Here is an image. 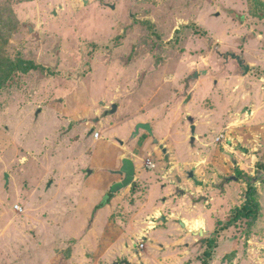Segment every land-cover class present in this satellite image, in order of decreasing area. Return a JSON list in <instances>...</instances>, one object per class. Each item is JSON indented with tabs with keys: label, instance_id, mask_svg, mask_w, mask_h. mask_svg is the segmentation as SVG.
<instances>
[{
	"label": "rangeland",
	"instance_id": "374dc122",
	"mask_svg": "<svg viewBox=\"0 0 264 264\" xmlns=\"http://www.w3.org/2000/svg\"><path fill=\"white\" fill-rule=\"evenodd\" d=\"M19 59L46 72L5 80ZM145 120L172 125L157 150L186 161L184 178L197 172L209 195L199 201L216 205L213 224L244 205L248 184L238 173L257 179L260 219L227 230L211 264H264V0H0V264H122L130 260L121 252L148 245L146 236L133 239L142 226L125 194L99 230L86 229L96 193L117 181L114 138L121 144ZM222 134L229 148L216 142ZM106 229L118 235H107L113 246L104 252ZM182 248L157 257L200 264L199 243Z\"/></svg>",
	"mask_w": 264,
	"mask_h": 264
},
{
	"label": "crops",
	"instance_id": "0c3cea01",
	"mask_svg": "<svg viewBox=\"0 0 264 264\" xmlns=\"http://www.w3.org/2000/svg\"><path fill=\"white\" fill-rule=\"evenodd\" d=\"M202 39L206 41L209 48L212 47L210 46L209 41L205 37H203ZM202 43L204 45L203 41ZM233 55H231L232 59H234L232 57ZM236 56L240 57L238 55ZM234 60L238 62L237 59ZM246 66L249 65H245L244 63V66L241 67L245 69ZM196 74H198V77H195ZM248 74H250V72L247 74L246 72H244L245 76H247ZM195 75L192 76V78L193 80L198 81L201 76L199 73H195ZM196 96L197 94L195 95V97ZM107 112L105 116H108ZM141 123L150 124L152 127L153 134L142 129L140 131L139 136L136 139H133V134L135 133V129L137 125ZM167 124L170 126L169 128L170 131L167 133L166 136H164L162 139L159 140L158 131L159 129L164 127V125ZM171 126L172 125L165 120L160 125L152 124L148 120L140 121L130 126L131 128L128 131V137H126L125 140L121 142V144H118V142L116 141L117 138H114L112 144H114V146H116L117 148H119L120 151H122V153L119 156L120 160L117 169L110 170L111 172L115 171V173L118 174L117 175L118 177L116 178L117 181L114 183V186L118 183H121L125 178L124 174L121 173V169L123 168V161L125 159H130L135 164L136 175L134 182L131 186L124 188L123 190L117 193L111 192L114 186L111 188H106L104 191H101L99 193H96L94 191L96 194H98L97 195L98 199L96 200L95 205L91 209L90 219L86 228L88 233L100 229V226H102L105 223L104 221L107 219L110 212L113 211L115 206L118 207L116 203L121 194H125V196L130 197L131 202L129 205L135 203L134 210L137 211L134 212V215H136L137 220L132 223H138L137 224L138 226L136 227H140V226L142 227H141V231H139L138 233L131 232V234L133 236V239L146 236L144 240H146V242H149V244L148 245L144 244V247L142 249H140L139 246L137 247L133 246L130 247V249H127L126 252H121V254L117 256L123 257V259L128 257L130 260V261L123 260L122 264H140L139 262L141 263L143 262L144 264H158V263L163 264V262L159 260L158 258L159 256L160 257L163 256L165 257V259H170L169 252L171 250L176 249L180 251V249L181 250L184 249L182 247L189 249L191 245L197 243H199V246L203 253L205 248L203 247L202 241L213 235V233L219 226L218 224H213L210 221L212 211L215 210L216 205L214 207H209L211 201H206V205L203 202L199 201L201 199L204 200V198H209V195L205 191L206 184H204V182L198 179V176L196 174L197 172H195L194 170L189 171L186 178H184L183 176L186 171L184 165L186 164V161L185 162L181 161L182 163H176V162L174 163L172 161L173 158L171 155L172 154L171 150L168 151L167 149H163L162 154H160L157 150L159 148H162V146L165 144L166 141L172 139L173 129H171ZM193 126L196 127L195 135H193L192 133V138L195 137V140L193 141V139L192 138L191 139L192 142H196L197 139L196 135L198 134V130L195 124L191 126V130ZM93 133L94 131H91L90 139H92L94 142L102 143L104 141L102 133H99L97 131H95L94 134ZM96 133H99L100 135L98 139H96L95 137ZM226 137L227 140H223L222 142L218 143L216 139V142L218 144L222 143L224 145V148L226 147L229 148L231 144L230 137L229 135H226ZM166 158H170V161H166ZM154 161L157 164L154 163ZM147 168L152 170H148ZM96 171L97 170L86 171V176L87 175L92 176L95 174ZM190 172H194L195 174L194 179H191L189 177ZM195 180L198 181V183H196ZM235 180L238 181V179ZM86 185L87 186L85 190H90L89 188L90 185L89 184ZM220 191L222 192L223 190ZM110 193L114 195L110 204L100 209L97 212L95 218L93 219L94 211L96 207L104 199H106L107 195ZM210 194H214V193H210ZM159 198L161 199V201L158 203L157 199ZM130 213L132 212L130 211ZM165 215L167 217H164ZM111 217H113V215ZM160 218L162 220L161 221L162 227H160V229H156L158 224L155 222V220H159ZM111 219H109V221ZM195 220H204L206 223V228L193 230L191 226ZM107 223L108 222H106V224ZM150 223H155L154 229H150L149 226L143 227L145 224L148 225ZM145 228L149 229L147 234H143V231H146ZM209 229L210 232L209 234H207L206 230ZM107 231H104L102 240L98 244V250L104 252L105 250L112 248L113 246L112 237L108 239L107 235L109 233L111 236L114 237L118 235L117 230L115 232L113 231L107 232ZM106 236L107 239H104L106 238ZM147 248H149V250H147ZM159 249L162 250L159 251ZM135 251L139 252L140 254L139 257L135 254ZM104 252L102 253L104 254ZM201 255L202 254H200V256ZM115 258L116 257H114L113 259ZM102 260L100 259L98 262L101 263ZM108 263L120 264L118 262L113 261L112 259H110ZM198 263L201 264L199 259H198Z\"/></svg>",
	"mask_w": 264,
	"mask_h": 264
},
{
	"label": "trees",
	"instance_id": "16d2710c",
	"mask_svg": "<svg viewBox=\"0 0 264 264\" xmlns=\"http://www.w3.org/2000/svg\"><path fill=\"white\" fill-rule=\"evenodd\" d=\"M194 28L196 29V32L202 35L203 37H205L209 41L210 46H212L213 40L207 36L208 34L199 27L194 26ZM33 71L39 72L41 74H44L46 72L45 67H43L42 65H39L30 60L19 59L17 62H13V64H11V68L9 69V71H7L5 80L10 79L17 72L29 74L30 72ZM238 174L240 175V179L238 180L244 179L248 184L244 205L240 208L234 209L229 219L224 224L219 223V226L217 227L213 235L202 241L205 250L199 258L201 264L212 263L215 250L218 249L219 240L227 230H230L233 227H237L242 222H245V224L249 227V229H251L252 227L255 226V224L258 222V220L261 217V205L257 199L258 196V190L256 187L257 179L248 176L242 177L241 173ZM113 197H114L113 194L111 193L108 194L106 199H104L96 207L94 211L93 219L95 218L97 212L100 209L110 204ZM228 256L229 255H226L224 258Z\"/></svg>",
	"mask_w": 264,
	"mask_h": 264
},
{
	"label": "water",
	"instance_id": "95a60500",
	"mask_svg": "<svg viewBox=\"0 0 264 264\" xmlns=\"http://www.w3.org/2000/svg\"><path fill=\"white\" fill-rule=\"evenodd\" d=\"M232 57L234 59H237L241 66H244V63H243V60L241 59V57H237L236 55H233ZM245 72H246V74L250 72L249 66L245 67ZM195 77H198V74H196ZM142 129L153 134L152 127L150 124L141 123V124L137 125V127L135 129V133L133 134V139H136L139 136L140 131ZM192 133H193V135H195V133H196V127L195 126L192 127ZM192 139L194 141L195 137H193ZM121 173L124 174L125 178L121 183L116 184L112 188V190H111L112 193H117V192L123 190L124 188H127L133 184L134 179H135V175H136V168H135L134 162L130 159H125L123 161V168L121 169ZM189 177L191 179H194V177H195L194 172H190ZM6 180L8 183L9 182V175L8 174L6 175ZM195 182L198 183V181H196V180H195Z\"/></svg>",
	"mask_w": 264,
	"mask_h": 264
},
{
	"label": "bare ground",
	"instance_id": "6f19581e",
	"mask_svg": "<svg viewBox=\"0 0 264 264\" xmlns=\"http://www.w3.org/2000/svg\"><path fill=\"white\" fill-rule=\"evenodd\" d=\"M152 225H154V223H152ZM153 228V226H152ZM200 228H205V222L203 220H196L193 222V227L192 229H200Z\"/></svg>",
	"mask_w": 264,
	"mask_h": 264
},
{
	"label": "built area",
	"instance_id": "2783aa9c",
	"mask_svg": "<svg viewBox=\"0 0 264 264\" xmlns=\"http://www.w3.org/2000/svg\"><path fill=\"white\" fill-rule=\"evenodd\" d=\"M95 137L96 139H98L100 137L99 133H96ZM226 138H227L226 135H221L217 138V142L219 143V142H222L223 140H227ZM138 246L140 249H142L144 247V243L140 242Z\"/></svg>",
	"mask_w": 264,
	"mask_h": 264
}]
</instances>
